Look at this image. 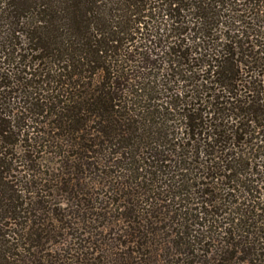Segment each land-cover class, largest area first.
Here are the masks:
<instances>
[{
    "label": "trees",
    "instance_id": "trees-1",
    "mask_svg": "<svg viewBox=\"0 0 264 264\" xmlns=\"http://www.w3.org/2000/svg\"><path fill=\"white\" fill-rule=\"evenodd\" d=\"M0 264H264V0H0Z\"/></svg>",
    "mask_w": 264,
    "mask_h": 264
},
{
    "label": "rangeland",
    "instance_id": "rangeland-1",
    "mask_svg": "<svg viewBox=\"0 0 264 264\" xmlns=\"http://www.w3.org/2000/svg\"><path fill=\"white\" fill-rule=\"evenodd\" d=\"M248 177H249V175H248ZM251 177L256 178L255 175L254 176H251Z\"/></svg>",
    "mask_w": 264,
    "mask_h": 264
}]
</instances>
